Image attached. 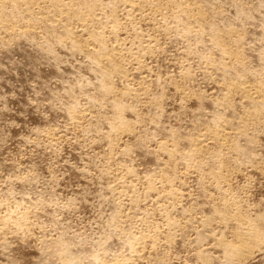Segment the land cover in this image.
Returning a JSON list of instances; mask_svg holds the SVG:
<instances>
[{
  "label": "rangeland",
  "instance_id": "374dc122",
  "mask_svg": "<svg viewBox=\"0 0 264 264\" xmlns=\"http://www.w3.org/2000/svg\"><path fill=\"white\" fill-rule=\"evenodd\" d=\"M0 264H264V0H0Z\"/></svg>",
  "mask_w": 264,
  "mask_h": 264
},
{
  "label": "bare ground",
  "instance_id": "6f19581e",
  "mask_svg": "<svg viewBox=\"0 0 264 264\" xmlns=\"http://www.w3.org/2000/svg\"><path fill=\"white\" fill-rule=\"evenodd\" d=\"M86 1H87V0H86ZM34 4H35V3H34ZM68 11H69V10H68ZM67 13H68V12H67ZM74 13H75V12H74ZM59 15H60V14H59ZM192 15H193V14H192ZM202 15H203V14H202ZM139 19H140V18H139ZM37 20H38V19H37ZM103 28H104V27H103ZM87 29H88V28H87ZM68 30H69V29H68ZM68 30H67V31H68ZM68 32H69V31H68ZM68 32H67V33H68ZM80 34H81V33H80ZM67 35H68V34H67ZM98 35H99V34H98ZM70 36H71V33H70ZM75 41H76V40H75ZM217 42H218V41H217ZM76 43H77V42H76ZM95 43H96V42H95ZM219 44H220V43H219ZM114 45H115V44H114ZM99 46H100V45H99ZM134 46H135V45H134ZM152 47H153V46H152ZM223 49H224V51H225V50L227 51L228 48H227V49L223 48ZM82 51H83V50H82ZM85 51H86V50H85ZM228 52L230 53V52H232V51L229 50ZM235 52H236V51H235ZM113 54H114V53H113ZM127 54H128V53H127ZM242 54H243V53H242ZM94 55H95V54H94ZM101 56H102V55H101ZM92 59H93V58H92ZM95 59H96V58H95ZM111 59H112V58H111ZM93 60H94V59H93ZM99 63H100V62H99ZM121 63H122V62H121ZM112 64H113V63H112ZM117 67H118V66H117ZM115 68H116V67H115ZM111 69H112V68H111ZM121 70H122V69H121ZM113 71H114V70H113ZM109 74H110V73H109ZM116 74H117V73H116ZM105 76H106V75H105ZM102 85H103V84H102ZM256 85H257V84H256ZM237 86H238V85H237ZM243 86H244V85H243ZM246 86H247V85H246ZM248 86H249V85H248ZM252 86H253V85H252ZM257 86H258V85H257ZM108 87H109V86H108ZM235 88H236V87H235ZM242 88H243V87H242ZM242 88H241V89H242ZM252 88H253V87H252ZM255 88L257 89V87H255ZM245 89H246V90H245ZM248 89H249L248 87H245V86H244V89H243V90L248 91ZM256 89H255V90H256ZM106 90H107V89H106ZM109 90H110V89H109ZM230 90H231V89H230ZM243 90H242V91H243ZM245 91H244V93H245ZM259 91H260V90H259ZM249 92H250V91H249ZM254 92H255V91H254ZM256 92H257V90H256ZM247 93H248V92H247ZM248 94H249V93H248ZM247 96H249V95H247ZM256 99H257V98H256ZM121 113H122V112H121ZM240 126H241V125H240ZM66 127H67V126H66ZM216 133H217V132H216ZM203 146H204V145H203ZM200 148H201V147H200ZM200 148H199V149H200ZM206 152H207V151H206ZM175 154H176V153H175ZM215 181H216V180H215ZM129 187H130V186H129ZM149 188H150V187H149ZM111 192H112V191H111ZM171 203H172V202H171ZM226 204H227V203H226ZM227 216H228V215H227ZM250 230H251V229H250ZM172 239H173V238H172ZM231 246H232V245H231ZM233 246H234V245H233ZM239 246H240V245H238V248H237V246H235V248L233 249V251H234L235 249H238V250L240 251ZM245 246H246V245H245ZM245 246H244V247H245ZM244 247H243V248H244ZM231 248H232V247H231ZM241 250H243L242 247H241ZM244 250H245V249H244ZM246 250H247V249H246ZM235 251L238 252L237 250H235ZM247 251H248V250H247ZM240 253H241V251H240ZM240 253H239V254L237 253V255H241ZM243 256H245V255H243ZM251 257H252V256H251ZM129 259H130V258H129ZM128 263H129V262H128Z\"/></svg>",
  "mask_w": 264,
  "mask_h": 264
}]
</instances>
